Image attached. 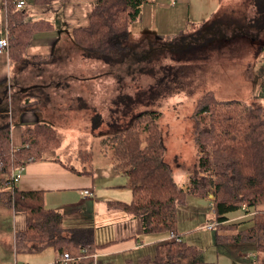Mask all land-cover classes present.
<instances>
[{
  "label": "rangeland",
  "instance_id": "rangeland-1",
  "mask_svg": "<svg viewBox=\"0 0 264 264\" xmlns=\"http://www.w3.org/2000/svg\"><path fill=\"white\" fill-rule=\"evenodd\" d=\"M185 2L189 24L184 29L170 28L171 2L167 7L147 5L144 29L138 34L134 28L140 25H131L127 43L132 51L120 62L88 56L74 40L76 50H69L59 59L56 55L33 58L29 61H33L30 71L37 75L23 78L15 89L7 88L2 93L0 126L9 125L11 129V121L21 112L26 121H31L37 116L29 109L36 110L46 120L40 123L49 125L58 135V142L51 140L56 143L44 154L59 153L67 164L83 169L91 161L97 167L112 160L108 139L130 121L134 112L156 109L162 112L159 127L166 147L164 160L180 182L187 180V175L199 167L194 116L199 105L211 95L219 100L238 98L264 106V0ZM197 21L200 23L193 26ZM12 79L16 84L17 80ZM25 85H30L26 93L17 94ZM150 89L153 97L132 106L130 98L136 99L140 93L149 96ZM6 178L0 179V203L11 206L3 191ZM122 179L128 181L126 176ZM98 182L103 183L101 176ZM119 192L123 198L132 197L129 186ZM209 208L205 198L192 194L185 204L178 205L176 222L181 239L196 246L200 260L208 264H257L248 245L229 246L230 235L237 231L220 230L228 243L217 242L218 226L206 228L214 217ZM229 216L233 219L227 223L249 215L238 210ZM5 226L0 222V227ZM156 234L169 236V232ZM54 253L49 248L31 255L34 261L22 262L27 254L19 252V262L13 263L38 264L52 255L54 258Z\"/></svg>",
  "mask_w": 264,
  "mask_h": 264
},
{
  "label": "trees",
  "instance_id": "trees-1",
  "mask_svg": "<svg viewBox=\"0 0 264 264\" xmlns=\"http://www.w3.org/2000/svg\"><path fill=\"white\" fill-rule=\"evenodd\" d=\"M33 1L51 4L55 0ZM148 1L97 0L89 24L72 30L73 40L88 56L120 62L132 51V45L127 43L130 27ZM6 3L10 57L19 61L26 54L34 32L50 27L51 23L29 22L27 11L18 8L15 0ZM149 91H146L149 96L142 97L140 93L136 99L130 98L132 106L153 97L154 92ZM161 115L156 109L134 112L130 121L109 137L111 162L128 177L132 199L108 205L140 218L145 233H170L177 232L178 205L185 204L189 194L200 196L209 204L214 203L215 209L210 205L209 210L214 216L210 220L218 222V228L214 227L218 231L217 242L228 243L219 234L220 230L237 231L230 235L229 246L248 245L255 254V262L264 264V106L238 98L219 100L211 95L199 105L194 113L199 167L188 175L184 184L176 181L173 169L164 160ZM22 133L24 145L16 149L11 147L9 125L0 126V179L8 178L14 169L28 163L29 158L44 159V152L56 143L52 144L51 140L58 142L57 133L44 123L27 127ZM3 191L7 192L8 204L26 215L25 229L16 234L17 252L53 248L58 254L56 264L61 263L63 256L73 258L68 264H95V254L110 244H95L92 227L64 226L62 213L46 207L41 190H20L14 186ZM244 204L249 216L227 223L233 219L229 214L243 210ZM178 235L180 242L160 243L152 255L141 257L138 264H208L200 260L196 246L187 244Z\"/></svg>",
  "mask_w": 264,
  "mask_h": 264
},
{
  "label": "crops",
  "instance_id": "crops-1",
  "mask_svg": "<svg viewBox=\"0 0 264 264\" xmlns=\"http://www.w3.org/2000/svg\"><path fill=\"white\" fill-rule=\"evenodd\" d=\"M17 1L19 0H15V2ZM24 1L25 6L22 9L27 11L28 17L26 16V19L29 22L46 20L51 23V26L34 32L26 48V54L20 61H12L10 48L6 53L0 54V104L3 102L1 97L3 91L7 88H10V90L15 89L16 85L23 82V78L27 76L37 75L30 71L33 61H29L33 58L38 56L47 57L48 55L54 57L56 55L59 59V56L64 55L69 50H76V44L72 39V30L89 24V17L97 0H55L51 4H36L33 0ZM168 1L149 0L144 3L139 19L135 22L140 25L139 28H134L138 30L135 33L139 34L144 29L143 18L147 5L155 4L158 7H167ZM218 2L220 3V1ZM185 4V0H177L174 4L170 3V5H173L171 6L172 14L170 17L171 29H184L189 24L187 11L184 13L185 7H187ZM6 10V0H0V37L8 35ZM153 21V19L150 20L151 23ZM199 23L200 21H197L193 25ZM95 77L94 75L92 78ZM12 78L17 80L14 85ZM88 80L91 79L88 78ZM8 82L9 85H7ZM30 85L21 88L25 89ZM27 89L16 93H26ZM16 93H13V95H16ZM28 101L34 102V99ZM29 110L34 111L37 118L26 121L21 112L15 120L11 121V147L13 148L17 149L24 145L22 132L26 127L37 122L46 121L44 120L45 117H42L36 110ZM25 124L27 125L24 126ZM83 167V169H80L76 165H69L59 153L50 152L45 154L44 159L28 161L20 180L15 186L20 190L43 191L46 207L59 210L62 213L64 226L67 228L92 227L95 244L110 242L107 247L95 254L98 264H135L139 262L141 257L152 255L157 245L170 240L169 236L162 237L156 233H145L140 218L132 216L119 207L108 205L109 202H129L132 199V197H129L130 200L121 197L119 191L122 187L128 186V181L125 182L122 179L126 175L118 171L111 161H105L97 167L91 161ZM80 170H90L92 173H80ZM100 176L103 179L101 184L98 182ZM175 179L179 184L186 182V178L180 182L177 174ZM5 189L7 188L5 187ZM85 189H91L93 195L84 196L83 191ZM109 192L112 193L108 195ZM0 222L6 225L0 227V240L3 241V247L0 246V264L19 262L16 256L19 254L16 250V234L18 231L25 229L26 215L22 212H16L11 206L0 203ZM177 233L179 232L177 231ZM48 249L40 252L22 251L27 254L22 257V262L23 260L34 261L31 255H37ZM12 252H14V259L11 261ZM54 254V258L52 255L48 261L47 259L38 261V264H56L58 254L56 251ZM46 255L49 256L50 254ZM25 264L29 263L26 262Z\"/></svg>",
  "mask_w": 264,
  "mask_h": 264
},
{
  "label": "built area",
  "instance_id": "built-area-1",
  "mask_svg": "<svg viewBox=\"0 0 264 264\" xmlns=\"http://www.w3.org/2000/svg\"><path fill=\"white\" fill-rule=\"evenodd\" d=\"M172 4H174L176 2V0H169ZM25 6V1L24 0H19L17 1V7L18 8H23ZM9 36H5V37H0V54H4L6 53V51L9 50L10 48V38H8ZM29 162L32 161V158L27 159ZM26 167V163H23L22 165H20L19 167H17L16 169H14L12 171V173H10V175L8 176V178L6 179V188H11L13 189V187L18 183V181L20 180L21 176H22V172L24 171ZM84 196H91L93 194L91 189H85L83 191ZM210 199H212V196H210ZM212 210L215 209L214 207V203L211 202L210 203ZM243 210L246 211L248 209V207L244 204L242 205ZM218 224L216 219L210 220V222H208V224L206 225L207 229H214V227ZM170 240H174L176 242H180V237L178 235L177 232L171 231L169 233V237ZM253 256H255V254H253ZM61 263L60 264H68L69 262H71L73 260V258L67 257V256H63L61 257Z\"/></svg>",
  "mask_w": 264,
  "mask_h": 264
},
{
  "label": "water",
  "instance_id": "water-1",
  "mask_svg": "<svg viewBox=\"0 0 264 264\" xmlns=\"http://www.w3.org/2000/svg\"><path fill=\"white\" fill-rule=\"evenodd\" d=\"M26 89V88H25ZM25 89H21V91H25Z\"/></svg>",
  "mask_w": 264,
  "mask_h": 264
}]
</instances>
